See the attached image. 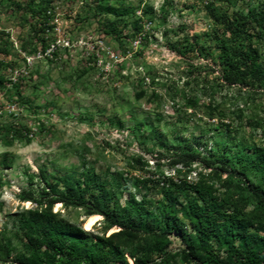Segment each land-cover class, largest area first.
<instances>
[{
    "label": "rangeland",
    "instance_id": "1",
    "mask_svg": "<svg viewBox=\"0 0 264 264\" xmlns=\"http://www.w3.org/2000/svg\"><path fill=\"white\" fill-rule=\"evenodd\" d=\"M126 1L154 11L143 13L142 19L151 24L136 46L135 36H129L131 26L119 25L116 34L104 32L101 17L93 14L89 2L48 0L46 16L34 17L28 10L32 0H0V48L8 50V59L26 57L27 67L20 70L28 83L24 94L38 111L33 114L23 108L19 114L29 127L30 143L22 139L11 145L0 143V242L3 231L17 243L16 214L35 207L30 201H20L17 194L30 187L39 190L37 179L29 185L27 177L40 168L79 174L85 163L102 176L121 174L120 180L129 182L128 189L154 196L168 177L195 180L198 172L209 173L200 164H193L190 172L182 168L177 173L165 159L172 148L162 147L150 128L136 130L135 122L144 116L170 141H175V133L188 140L200 139L202 155L221 141H238L240 135L264 147V97L245 102L234 87H214L217 72L210 59L192 52L183 55L170 46L186 33L211 29L206 4L231 15L237 9L245 10L248 0H169L163 13L164 0ZM23 46L26 52H20ZM185 95L198 98L196 108L184 106ZM7 104L0 95V106L6 109ZM215 106L222 121L217 115L209 117ZM252 117L261 123L257 130L249 124ZM37 118L44 122L42 128L36 126ZM4 155L10 166H2ZM134 178L145 182L133 186ZM206 179L215 182L220 193L224 191L218 178ZM245 206L250 211L254 204L248 200ZM53 210L84 227L81 209L57 203ZM95 223L87 230L99 234L101 225ZM178 247L179 239L172 236L170 249Z\"/></svg>",
    "mask_w": 264,
    "mask_h": 264
},
{
    "label": "trees",
    "instance_id": "2",
    "mask_svg": "<svg viewBox=\"0 0 264 264\" xmlns=\"http://www.w3.org/2000/svg\"><path fill=\"white\" fill-rule=\"evenodd\" d=\"M82 1L89 2L93 14L101 17L107 34H116L119 25L131 26L129 36L133 38L142 28L141 19L134 16L138 5L126 0ZM168 3L161 4L162 13ZM46 4L48 0L28 2L30 15L46 16ZM206 9L211 29L186 33L171 48L210 59L217 72L214 87H234L245 102L264 97V0H248L245 10L237 9L231 15L212 3ZM144 10L154 12L150 6ZM180 46L187 49L181 51ZM25 50L23 46L20 52ZM0 54L4 55L0 57V95L8 103L6 109L0 106V143L11 145L21 139L30 143L29 127L19 115L23 108L38 112L35 102L24 94L28 83L20 70L27 67L26 57L8 59L4 48ZM197 103V97L185 95V107L196 108ZM219 114L215 106L209 117L217 115L222 121ZM35 120L38 128L44 126L41 119ZM261 121L264 124V117ZM249 124L253 130L261 125L258 117H252ZM134 126L137 131L150 128L162 147L172 148L165 159L177 173L182 168L192 171L193 164L209 173L198 172L195 180L168 177L154 196L131 191L129 182L120 180L121 174L102 176L84 163L83 156L84 169L79 174L40 168L27 177L29 185L37 179L39 190L30 187L17 194L20 201H30L35 207L16 214L17 243L2 231L0 264H176L177 258L183 264H264V147L240 135L238 141H221L202 155L200 139L188 140L175 133V141H170L145 116ZM140 159L138 156L136 161ZM1 164L10 166V160L4 155ZM206 176L222 181L224 191L220 193ZM144 182L134 178L133 186ZM248 200L254 204L250 211L245 206ZM57 203L81 209L85 217L100 216L96 223H100L101 233L94 234L54 211ZM172 236L180 241L173 251Z\"/></svg>",
    "mask_w": 264,
    "mask_h": 264
},
{
    "label": "built area",
    "instance_id": "3",
    "mask_svg": "<svg viewBox=\"0 0 264 264\" xmlns=\"http://www.w3.org/2000/svg\"><path fill=\"white\" fill-rule=\"evenodd\" d=\"M144 13V9L141 8H137L135 10L134 16L138 17L140 20V23L142 25L141 30L137 33V35H135L134 40H133V44L136 46L139 41L141 40L142 36L145 34V30L147 28H149V25L151 24L149 21H146L145 19H142Z\"/></svg>",
    "mask_w": 264,
    "mask_h": 264
},
{
    "label": "bare ground",
    "instance_id": "4",
    "mask_svg": "<svg viewBox=\"0 0 264 264\" xmlns=\"http://www.w3.org/2000/svg\"><path fill=\"white\" fill-rule=\"evenodd\" d=\"M98 219L97 215H91L88 217H85L84 227L85 229H89Z\"/></svg>",
    "mask_w": 264,
    "mask_h": 264
}]
</instances>
